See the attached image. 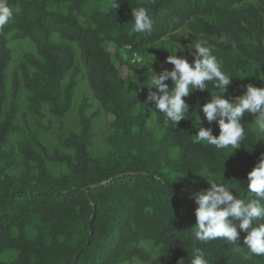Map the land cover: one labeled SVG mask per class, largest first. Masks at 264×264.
I'll list each match as a JSON object with an SVG mask.
<instances>
[{
    "label": "trees",
    "instance_id": "16d2710c",
    "mask_svg": "<svg viewBox=\"0 0 264 264\" xmlns=\"http://www.w3.org/2000/svg\"><path fill=\"white\" fill-rule=\"evenodd\" d=\"M7 3L13 17L0 28V264H188L194 247L209 264H264V256L246 255L243 232L237 246L193 239L192 196L209 187L206 179L248 197L247 173L264 153L250 127L245 125L246 137L234 152L196 143V108L210 99L207 90L185 98L188 119L165 124L146 103V88L135 87L118 68L136 72L131 60L138 57L153 61L157 72L170 70L165 58L175 54V33L185 28L184 42L206 40L222 70L234 77L228 88L233 97L247 84L263 87L255 72L264 77V0H118L116 8L114 0ZM140 6L152 16L151 33L131 31V8ZM15 39L28 40L34 53L23 55L8 92L9 43ZM177 55L193 59L188 51ZM81 68L93 100L111 116L108 151L90 155L98 112H90L87 98L76 106L78 130L61 141L72 155H47L31 131L11 144L9 135L20 130V89L30 114L42 118L44 110L61 120L73 108ZM199 115L201 126L218 135L216 123ZM242 123L248 124L246 117ZM46 162L62 163L67 171L52 175ZM144 242L157 248L153 260Z\"/></svg>",
    "mask_w": 264,
    "mask_h": 264
},
{
    "label": "clouds",
    "instance_id": "9594fccd",
    "mask_svg": "<svg viewBox=\"0 0 264 264\" xmlns=\"http://www.w3.org/2000/svg\"><path fill=\"white\" fill-rule=\"evenodd\" d=\"M118 6L114 0L113 7ZM133 33H151L153 19L144 6L131 8ZM13 17V9L7 0H0V28H3ZM225 42V37H220ZM185 50L193 57L190 62L185 56H178L177 52ZM151 62L143 66L151 68L153 74L140 88H147L146 103L158 110L165 124L177 125L182 119H188L189 104L186 97L195 91L210 93V99L198 104L196 116L199 126L195 127L194 142L213 146L217 150L229 149L232 152L241 147L246 137L245 125L258 140H264V87L253 84L245 85L242 95L225 98L229 86L234 78L230 73L222 70V64L213 55L211 45L206 40H197L185 47L175 49V54H169L165 63L172 65L171 69L161 68L159 72L150 67ZM261 80L264 78L258 77ZM171 82V87L169 83ZM209 84L212 91L209 90ZM152 112L151 108L149 109ZM193 112V111H192ZM191 112V113H192ZM209 125L215 122L218 135L213 134L212 127H202L199 113ZM246 115L253 117L250 124L242 123ZM209 187L193 194L196 207V219L193 228L195 242L208 243L222 240L226 244L237 246L241 232L245 233L243 243L247 248L246 255L264 256V153L261 154L253 168L247 173L246 186L248 197L242 199L225 183L213 179H206ZM236 185L239 181H231ZM245 191V189H244ZM237 225L239 231L237 230ZM183 259L178 264H183ZM188 264H209L205 252L194 247Z\"/></svg>",
    "mask_w": 264,
    "mask_h": 264
},
{
    "label": "rangeland",
    "instance_id": "374dc122",
    "mask_svg": "<svg viewBox=\"0 0 264 264\" xmlns=\"http://www.w3.org/2000/svg\"><path fill=\"white\" fill-rule=\"evenodd\" d=\"M249 3L255 4L258 0H247ZM81 20V19H80ZM187 36V30L185 28L180 29L175 33V41L172 42V48L175 49L179 47H185L187 49L188 44L184 42V39ZM9 46L12 50L11 61L7 67V89L10 91V78L12 72L16 70L22 57L26 53H34L33 45L26 39H15L11 40ZM77 62L79 63V51L73 45ZM109 51H113V47H108ZM184 52H187L185 50ZM183 53V52H177ZM123 56L126 58V55L123 53ZM132 62H137L136 72L130 71L127 69L125 65H118L120 74L123 77H130L135 87H139V82L142 84L145 80H147V72L151 70V68H146L144 63H148V60H142L138 57H134ZM257 80L264 87V80L259 79L264 78L258 70H256ZM146 88V87H144ZM147 90V88H146ZM26 91L21 88L19 92V111L17 113L15 122L19 126L20 130L18 132H14L9 135L8 139L11 144H15L20 140H24L27 138V132H33L38 140L42 143L45 148V152L47 155H53L54 153H68L72 155L71 150H67L61 145V141L63 138L67 136V134L71 131L78 130L77 116H76V106L80 103L83 98H87L89 102L92 103L90 107L91 111H97V115L94 118L92 124V146L89 148L90 155L92 157L100 156L105 154L108 149V143L106 141V137L110 133V129L108 126L109 121L111 120V116L104 114L98 104L93 100L91 92L88 88L84 77V70L81 68V74L78 78V84L74 91V104L73 108L61 119L58 120L43 110V117L38 118L36 115L30 114L27 111V103H26ZM225 98L233 97L230 93L224 94ZM247 119V123L250 124L253 122V117L251 115L245 116ZM250 127V126H249ZM257 144L260 148L264 149V140H258ZM49 173L52 175H59L65 173L66 167L62 163L55 162H46ZM144 250L149 254L150 260H153L156 256L157 248L153 246L150 242L142 243ZM134 264H140L139 260L133 259Z\"/></svg>",
    "mask_w": 264,
    "mask_h": 264
}]
</instances>
